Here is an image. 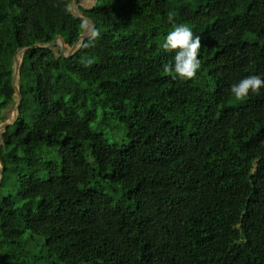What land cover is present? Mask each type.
<instances>
[{
    "label": "trees",
    "instance_id": "trees-1",
    "mask_svg": "<svg viewBox=\"0 0 264 264\" xmlns=\"http://www.w3.org/2000/svg\"><path fill=\"white\" fill-rule=\"evenodd\" d=\"M0 0V264H264V0ZM79 1V0H77ZM200 38L163 71L168 15ZM37 44V46H34ZM91 61V63H89Z\"/></svg>",
    "mask_w": 264,
    "mask_h": 264
},
{
    "label": "clouds",
    "instance_id": "clouds-1",
    "mask_svg": "<svg viewBox=\"0 0 264 264\" xmlns=\"http://www.w3.org/2000/svg\"><path fill=\"white\" fill-rule=\"evenodd\" d=\"M168 22L171 24L164 36L161 48L172 52L171 63H166L163 71L170 74L173 79H191L201 67L198 58L200 38L194 36V31L185 23H176L169 13ZM91 63V61H89ZM264 87V76L249 74L233 82L229 86V94L236 100H243L250 92L257 93Z\"/></svg>",
    "mask_w": 264,
    "mask_h": 264
},
{
    "label": "rangeland",
    "instance_id": "rangeland-1",
    "mask_svg": "<svg viewBox=\"0 0 264 264\" xmlns=\"http://www.w3.org/2000/svg\"><path fill=\"white\" fill-rule=\"evenodd\" d=\"M94 0H72L71 1V9L72 12L76 15L79 16L82 20V23L79 25V36L77 41L74 43L73 46H68L66 43L63 42L61 37H57L52 43L47 44L56 55H67L71 53L74 49L77 48L81 40L85 37L88 36L89 34L92 33V23L89 19L85 18L82 16L80 13L78 6H84V7H89L93 4ZM23 49L18 50L17 55H16V60H14V65L18 69V65L21 60V55H22ZM15 86H16V91L14 94V102L9 105L5 110L2 112L3 120L0 122V145L2 143V132L4 130V123H12L16 117H17V103H18V76L15 79ZM1 169V166H0Z\"/></svg>",
    "mask_w": 264,
    "mask_h": 264
},
{
    "label": "water",
    "instance_id": "water-1",
    "mask_svg": "<svg viewBox=\"0 0 264 264\" xmlns=\"http://www.w3.org/2000/svg\"><path fill=\"white\" fill-rule=\"evenodd\" d=\"M34 46H37V44H35ZM17 52L18 51H16L15 53H14V60H16V55H17ZM61 55H63V54H61ZM63 56H65V55H63ZM17 67L14 65V68H13V76H12V81H13V85H14V87H15V89H16V86H15V79H16V77H17ZM17 108H18V103H17ZM11 123H4L3 125H4V127H6V126H8V125H10ZM1 179H2V172H1V169H0V181H1Z\"/></svg>",
    "mask_w": 264,
    "mask_h": 264
},
{
    "label": "crops",
    "instance_id": "crops-1",
    "mask_svg": "<svg viewBox=\"0 0 264 264\" xmlns=\"http://www.w3.org/2000/svg\"><path fill=\"white\" fill-rule=\"evenodd\" d=\"M94 2V1H93ZM92 6V5H91ZM84 7V6H83ZM90 7V6H89ZM88 8V7H87Z\"/></svg>",
    "mask_w": 264,
    "mask_h": 264
}]
</instances>
